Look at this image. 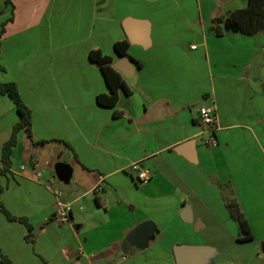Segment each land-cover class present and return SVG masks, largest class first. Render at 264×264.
Masks as SVG:
<instances>
[{"label":"crops","instance_id":"crops-1","mask_svg":"<svg viewBox=\"0 0 264 264\" xmlns=\"http://www.w3.org/2000/svg\"><path fill=\"white\" fill-rule=\"evenodd\" d=\"M10 2L0 0V82L31 110L33 141L19 134L1 201L28 220L33 244L0 213V253L11 264H176L174 247L187 246L206 249L203 264H264V33L242 35L230 18L247 0ZM94 49L130 91L113 108L96 101L109 89ZM201 107L213 110L215 148L202 143ZM18 120L0 94V158ZM228 195L252 240L239 242ZM59 203L68 223L53 218ZM146 221L152 235L124 255Z\"/></svg>","mask_w":264,"mask_h":264},{"label":"trees","instance_id":"trees-1","mask_svg":"<svg viewBox=\"0 0 264 264\" xmlns=\"http://www.w3.org/2000/svg\"><path fill=\"white\" fill-rule=\"evenodd\" d=\"M6 5H11L10 0H5ZM231 21L237 27L239 32L245 36H253L258 33H264V0H247V4L244 8L233 11L230 14ZM8 22V21H7ZM221 20L217 23L220 24ZM6 22L2 24L0 32V54H1V40L4 34V27ZM216 35H220L221 31L217 25L215 30ZM129 43L126 40L117 42L114 45L116 54L119 57L127 56V50ZM89 62L101 71L105 83L109 89V95H98L96 98L97 104L104 108H113L119 99V90H122L125 94H129L130 91L123 81L122 77L112 68L113 60L101 53L100 50L94 49L88 54ZM4 72V68L0 64V73ZM0 94L8 96L13 105L16 108L19 120L13 125L10 137L3 144L1 158H0V176H5L11 166V156L14 148L18 144V138L20 133H25L30 141H33L32 136V114L31 110L25 104L21 98L17 86L15 83H3L0 82ZM2 188L0 187V213L9 222H17L22 224L27 231L26 241L33 244L32 227L28 223V220L23 217H15L11 215L5 208L1 201ZM226 206L230 212L231 217L237 221L241 232L239 242H246L253 239L249 223L242 212L238 202L230 195L225 198ZM1 264H11L9 259L0 253Z\"/></svg>","mask_w":264,"mask_h":264},{"label":"water","instance_id":"water-1","mask_svg":"<svg viewBox=\"0 0 264 264\" xmlns=\"http://www.w3.org/2000/svg\"><path fill=\"white\" fill-rule=\"evenodd\" d=\"M126 23H130L129 21ZM129 43H134L129 37ZM142 43V41H141ZM264 88V85L262 86ZM188 209H185V213ZM154 224L151 221H146L135 227L125 238L122 243L121 250L124 255H131L130 248L134 245H144L149 236L154 231ZM261 251L264 253V244H261ZM176 264H203L206 249L201 247L176 246L173 250Z\"/></svg>","mask_w":264,"mask_h":264},{"label":"built area","instance_id":"built-area-1","mask_svg":"<svg viewBox=\"0 0 264 264\" xmlns=\"http://www.w3.org/2000/svg\"><path fill=\"white\" fill-rule=\"evenodd\" d=\"M192 48L194 49L195 47ZM198 117L202 126V135H204L201 139L203 145L209 148L217 147L218 141L215 136L216 127L213 110L208 107H201L198 109ZM130 171L137 184L144 185L151 179L150 174L145 171L138 163H133L130 167ZM59 205L60 207L56 210L53 218H55L57 221L68 223V205H62L60 203Z\"/></svg>","mask_w":264,"mask_h":264},{"label":"rangeland","instance_id":"rangeland-1","mask_svg":"<svg viewBox=\"0 0 264 264\" xmlns=\"http://www.w3.org/2000/svg\"><path fill=\"white\" fill-rule=\"evenodd\" d=\"M264 256V255H263Z\"/></svg>","mask_w":264,"mask_h":264}]
</instances>
